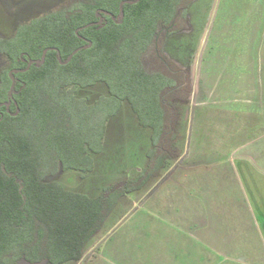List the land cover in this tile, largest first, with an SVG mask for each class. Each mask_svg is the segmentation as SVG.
<instances>
[{"label":"trees","instance_id":"16d2710c","mask_svg":"<svg viewBox=\"0 0 264 264\" xmlns=\"http://www.w3.org/2000/svg\"><path fill=\"white\" fill-rule=\"evenodd\" d=\"M192 2L69 0L0 39V264L81 260L120 198L180 156L176 129L192 83L165 46L187 27ZM97 84L105 95L88 103L82 90ZM123 101L150 129L147 165L95 197L65 188L57 174L94 169Z\"/></svg>","mask_w":264,"mask_h":264},{"label":"rangeland","instance_id":"374dc122","mask_svg":"<svg viewBox=\"0 0 264 264\" xmlns=\"http://www.w3.org/2000/svg\"><path fill=\"white\" fill-rule=\"evenodd\" d=\"M68 1L0 0V39L17 26L24 34L36 18ZM165 52L189 69L192 83L176 129L183 155L121 197L83 259L63 264H224L230 245L238 260L264 253V0H193L187 27L168 38ZM3 62L0 55V67ZM103 89L97 84L82 91L92 103ZM122 103L106 123L92 173L81 178L67 170L56 177L67 189L97 196L147 165L150 129ZM190 147L210 157L174 173L189 164ZM244 152L252 157L242 160Z\"/></svg>","mask_w":264,"mask_h":264},{"label":"crops","instance_id":"0c3cea01","mask_svg":"<svg viewBox=\"0 0 264 264\" xmlns=\"http://www.w3.org/2000/svg\"><path fill=\"white\" fill-rule=\"evenodd\" d=\"M201 68H202V66H201ZM201 78H202V80H204L203 79V77L201 76ZM206 88V87H205ZM254 90L255 89H257V88H253ZM205 92H206V90H205ZM210 92H211V90H210ZM209 92V93H210ZM205 94V93H204ZM203 93H202V102H204V101H206V99H204V97H203V95H204ZM202 102H200V103H202ZM194 118V117H193ZM123 122V121H122ZM198 150V153H195L196 151ZM194 153H191V152H193L194 151V148H189V154L191 155V154H193L192 155V157L188 160V161H184V163L185 162H189V164H185L184 166H180V167H175V170H174V173H177V169H179V168H185V169H183V170H194V168L195 167H191V166H199V165H194V163L193 164H191V162H190V160L191 161H193V162H195L196 160H197V162L198 161H200V160H202V159H208L210 156H209V154L207 153V152H204V151H201V149H197ZM201 151V152H200ZM213 153V152H212ZM215 153V152H214ZM251 152H244L242 155H241V159L243 160V159H248L249 157H252V154H250ZM194 154H197V155H194ZM100 155V154H99ZM181 155H183L182 153H181V151H180V156ZM189 155V156H190ZM202 155H204V156H202ZM96 156H98V155H96ZM179 156V157H180ZM178 157V158H179ZM205 162V161H204ZM196 163V162H195ZM203 163V162H202ZM187 165H189V166H187ZM206 167H213V166H210L209 164H207L206 165ZM94 170V169H93ZM92 170V171H93ZM140 170V168H138L137 169V172ZM67 170H65V171H63V172H60V173H58L57 174V177H59V178H61L62 176H63V174H65V172H66ZM73 171H75V170H73ZM92 171L91 172H88V173H82V172H80V171H76V172H78V174H79V176L82 178L84 175H86V174H90V173H92ZM181 171L178 173V175H180L181 176ZM58 181V180H57ZM59 182V181H58ZM62 184V183H61ZM66 188V187H65ZM91 197V196H90ZM93 197H95V196H93ZM120 200H121V198H120ZM119 200V201H120ZM118 201V202H119ZM118 204V203H117ZM117 206V205H116ZM97 235V234H96ZM95 235V236H96ZM93 240V238L88 242V244L91 242ZM88 244H87V246H86V249H85V251L87 250V248H88ZM224 246V245H223ZM233 246L234 245H230L229 247H227L226 249H223V256L224 255H226V257H229V258H227V259H224V264H264V253H262V254H260V253H253L251 256H249V257H243L241 260H238L237 258H239V257H237L236 255H234L233 253H234V251H235V248L233 249ZM85 254V253H84ZM83 257H84V255H83ZM83 257H82V259H83ZM42 262H44V261H42ZM42 262H39V263H37V264H41ZM48 262V261H47ZM74 262H78V261H74ZM66 263V262H65ZM130 263V262H129ZM63 264V263H62Z\"/></svg>","mask_w":264,"mask_h":264},{"label":"water","instance_id":"95a60500","mask_svg":"<svg viewBox=\"0 0 264 264\" xmlns=\"http://www.w3.org/2000/svg\"><path fill=\"white\" fill-rule=\"evenodd\" d=\"M138 0H132V2H137ZM120 10L122 11V2L120 3ZM122 13V12H121ZM98 16L100 17V20H101V16H100V14H98ZM119 22V21H118ZM90 43V42H89ZM81 49V47H77L75 50H73L69 55H68V57H67V59H66V61L65 62H62V63H66V62H68L71 58H72V56H73V54L75 53V52H77L78 50H80ZM46 51H47V49H45L44 50V52H43V54H42V58L41 59H37L36 61L37 62H42L43 60H44V58H45V54H46ZM60 56H59V61H60ZM33 63V60H31V61H29V63H28V66L27 67H25V68H22V69H19V70H21V71H25V70H27L28 68H29V66L31 65ZM10 76L12 77V79H14L13 78V75L10 73ZM12 86H13V83H12V85H11V87H10V93H11V91H12ZM10 102H8V104H9Z\"/></svg>","mask_w":264,"mask_h":264}]
</instances>
